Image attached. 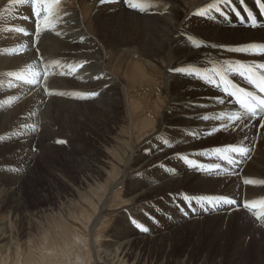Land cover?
<instances>
[{"label":"bare ground","instance_id":"bare-ground-1","mask_svg":"<svg viewBox=\"0 0 264 264\" xmlns=\"http://www.w3.org/2000/svg\"><path fill=\"white\" fill-rule=\"evenodd\" d=\"M4 2L0 1V6ZM133 2L145 10L130 7L126 0H61L53 8L51 22L41 21L39 37L31 0L19 4L10 0L9 6L5 3L0 17V113L7 112L0 114V136L5 138H0V143L13 138L26 144L17 152L26 164L37 159L29 165L33 175L43 168L49 173L65 170L71 183L55 174L61 183L56 197L67 193L89 202L80 193L82 186L91 189L97 180L113 177L95 207L90 231L101 223L115 190L126 185L123 193L128 197V214H120L121 226H114L117 230L103 241L100 254L104 264H169L173 246L185 229L195 243L207 220L218 224L212 238L219 241V259L212 263L213 258L209 264H220L227 243L233 239L232 227L239 231L233 248L238 251L237 261L243 260L259 236L255 249L263 254L264 128L253 121H247V127L240 122L231 127L228 116L236 114L238 106L219 104L220 91L196 75H188L213 66L222 71L229 64L264 63V55L230 51L264 46L261 5L257 0H230L218 4L220 12L200 17L193 13L213 0ZM11 7L15 13H6ZM253 19L256 27L251 26ZM231 79L249 87L239 77ZM27 80L38 82L29 84ZM91 93L97 95L92 97ZM14 100H19L16 108H8ZM25 110L30 112L24 114ZM11 111L24 112L12 115ZM220 116L224 118L217 119ZM29 120L34 122L31 128ZM222 124L229 126L222 128ZM58 130L59 136L64 133L65 141L57 140L62 143L52 141ZM114 135L121 138L115 140L119 146L110 154ZM228 145L242 146L247 154L224 151ZM32 147L39 150L36 156ZM229 158L238 163L230 167ZM197 163L205 170L193 167ZM6 173L0 170V177ZM246 179L252 183L245 184ZM77 183L79 187H73ZM6 193L0 194V211L16 213L19 197L15 198L13 191ZM220 197L236 203L219 200L212 207L206 202ZM158 200L169 209L164 226L147 231L134 226V220L148 223L147 204ZM240 202L254 206L242 208ZM7 231L0 222L3 248L10 243ZM42 234L46 240V232ZM94 239L90 247L93 254L97 253ZM155 247L158 250L150 256ZM5 249L9 252L10 247ZM209 249L210 245L204 247L199 255L185 247L175 263L191 259L194 264H204Z\"/></svg>","mask_w":264,"mask_h":264},{"label":"rangeland","instance_id":"rangeland-1","mask_svg":"<svg viewBox=\"0 0 264 264\" xmlns=\"http://www.w3.org/2000/svg\"><path fill=\"white\" fill-rule=\"evenodd\" d=\"M0 1L4 2V0ZM9 1L10 0H7L2 4V6H0V17L6 6L5 3H8V6L10 5ZM5 12L15 13V9L11 7ZM11 26L14 27L16 26V24H12ZM12 56H14V54L9 55L8 58L10 59V57ZM48 56L49 58L54 57L52 55ZM68 63L71 64V67H74L72 66L73 64L71 61H69ZM76 72H78V68H76ZM61 80H63V78ZM15 98L17 99V97ZM10 99L11 98L6 99L7 103L8 101L10 102ZM18 101L19 100H14V102L11 101L12 103L9 105V107L6 106V103L5 107L16 108V106L19 104ZM26 111L27 110H25V112L14 111L15 113L11 111L13 113L11 114H22L23 112L24 114H28V112H30ZM3 112H1L0 114L2 115ZM29 122L30 123L27 122L28 124L26 123L27 126L29 128L33 127L34 122L32 120H29ZM8 123L6 125H9ZM56 124L58 126L60 125L59 122H56ZM38 125H34V128L38 127ZM59 130L55 133L56 135H53L55 138L52 136V141H57L59 139L58 137H60V140H64V133H62L63 135L59 136V134H61ZM4 131H6L5 125L3 132ZM5 134L10 133L5 132ZM0 138L5 139L2 135L0 136ZM113 138L112 149L111 152H109L110 154L115 153L114 147L119 146V143L115 142V140L120 139L121 137L120 135H114ZM218 140L219 139H216V141ZM74 141L84 144L78 138H75ZM16 142H18L19 144ZM20 142L17 139L10 138L9 142L4 141L0 143V170H2L3 172L7 171L6 175L4 174V176L0 177V194L6 192V194H9V192L13 191L15 193V198L19 197L18 200L21 202L20 210L16 213H13V211H11L10 209L0 211V222L4 223L7 227L8 231L6 235L9 236L10 239L9 245L5 246L4 248V244L0 239V264H104V261L101 258L100 254V251L103 248L102 245H104L103 241L106 237L109 236V234L110 236L113 235V232L117 230V226H121L122 222L119 218L120 214H128L126 207L128 206V202H126V199H128V197L125 195V193H123L126 190V185L123 184L124 186L121 185L115 190V193H113L112 195L113 197H111V200L106 206V210L100 221L101 223H99L94 228V230L90 231L88 224L94 217L95 207L99 200L102 198V195L104 194L106 188L112 185L114 178L111 176H106V178L104 177L103 179H99V181L97 180L94 185H91V187L94 189H89L82 186L83 189L80 191V193L82 195L84 194L83 196H86L89 202H84L78 197L70 196L67 193L63 194L62 196L56 197L54 193L56 191L58 192V190L61 189V183L59 182L60 180L54 175L57 174L59 175L58 177L60 179L67 180L68 182L71 181V176H66L65 174L67 173L65 172V170L64 172H56L54 170L53 172L49 173L46 168H43L40 171L42 173L39 172L36 175L29 173V167L32 165V163L34 164L37 159H32L29 162L30 164L27 163V165L25 162V157H22L21 155H19L20 153H18L19 150L22 151V148L26 147L27 145L25 144V146H23L22 141ZM70 142L72 143L73 141ZM212 148L214 147L212 146L211 149ZM31 151L35 152V156L39 152V150H35V147H32ZM261 151L263 153L262 156H264V147L262 146ZM54 162L58 164V162L56 161H53L52 163L55 164ZM38 164L39 162L37 163V166L40 165ZM228 165H230V167L232 166V164L230 163ZM83 168L85 169V167ZM38 169H40V167ZM73 187H79L78 183ZM101 187L103 188L101 189ZM262 194H264V190L262 191ZM81 201L84 203H82ZM162 201L163 200H158V202L156 203H148V209L146 210L147 212L145 211L146 217L148 218V223H137V221L134 220V226L142 227L148 230L152 226L156 229L162 228L165 224L164 220H166L170 216L168 205L166 203L161 204ZM240 204L241 207L244 208L245 205H243V202H240ZM217 225L215 224V222L213 224V222L210 223L209 220H207L204 224L206 230L203 228L200 235L197 237L198 241L195 243H192L193 235H189L190 231H188V229H185L186 231L183 234V237H181V240L175 243V245L173 246L172 257L170 258L169 264H176V259L178 260L182 249H185V247H189L190 249L195 250L196 253L200 255L202 253V249L204 247L208 248L210 245L209 253H207V255L205 256L206 260L204 264H209V262L213 258L216 259H214L212 263L219 259V257H217L218 255L216 254L219 250L217 249V244H219V241H213L212 238L214 233L217 231ZM42 232H46V235L48 237L46 238V240L44 239ZM238 233L239 231L235 229V227L231 228L230 236L233 239L229 240L230 243H227V250L223 252L220 264H264V252L263 254H258L256 251L260 236L257 237L256 240L254 239L255 242L251 243L250 247L248 248V252L243 257V260L237 261V259H235L238 258L237 256L235 257V254H237L238 251L237 249L233 248L236 244L235 240L237 239ZM93 239L96 240L95 251H97V253L94 252V254L90 249L92 242L91 240ZM8 246L10 247L9 252L7 251V249H5ZM155 248L150 249V256H154V251L158 250L157 248ZM185 264L194 263L193 260L188 259L185 261Z\"/></svg>","mask_w":264,"mask_h":264},{"label":"snow or ice","instance_id":"snow-or-ice-1","mask_svg":"<svg viewBox=\"0 0 264 264\" xmlns=\"http://www.w3.org/2000/svg\"><path fill=\"white\" fill-rule=\"evenodd\" d=\"M18 3H22L23 0H16ZM61 0H31V10L32 14L36 17L35 21V34L37 37L40 36L42 26L41 21L44 23H50L52 20L53 8L56 5H59ZM101 2H106V0H101ZM130 7L138 8L137 3H134L133 0H126ZM230 0H213L212 3L207 4L203 9L193 13L194 15H198L200 17H205L209 13L215 11L220 12V8L218 6L219 3L228 4ZM258 5H264V0H257ZM138 10H145L143 7H139ZM262 12H264V7H262ZM251 19V17H250ZM252 27L257 26V22L252 20ZM27 35V31L24 33ZM230 51H237L245 54H261L264 55V46L259 47L258 49L252 48H238V49H230ZM82 67V65H81ZM37 77L40 74H35ZM188 75H196L199 79H201L206 84L215 87L218 91L222 93L221 97H218L219 104L223 105L225 103H231L233 107L238 106V112L234 115L228 116V120L231 122V127H235L237 122L244 124L245 127L249 126L246 122L253 121L258 122L260 128H264V63H256L254 65H247L242 63H237L235 65L229 64L223 67L221 71L219 68L213 66L210 69L205 70L203 73H200L199 70L189 72ZM43 76L47 78V72L43 73ZM231 77H239L244 80L247 85H249L254 91H249L244 87L239 86L234 82ZM17 79H21V77L17 76ZM29 84H33L34 80H27ZM47 92V89H45ZM92 97L96 96V93L90 94ZM205 119H208L206 116ZM223 116L217 117V119H223ZM229 125H221L222 128H227ZM251 126L255 127V123ZM210 135L212 133H209ZM57 143H62V141H57ZM224 151L230 153H236L240 156H245L247 154V149L242 146H232L228 145ZM227 163H238L237 161L229 158ZM221 165H216L215 167L219 168ZM193 167L198 168L199 170H205L202 165L199 163L194 164ZM245 184H250L252 181L245 180ZM219 200H223L225 203L231 205L236 203L232 199H228L225 197L220 198H208L206 202L215 207L216 203ZM254 205H249L245 202V207H253ZM257 219H260L257 216ZM142 231H147L145 228H141Z\"/></svg>","mask_w":264,"mask_h":264}]
</instances>
